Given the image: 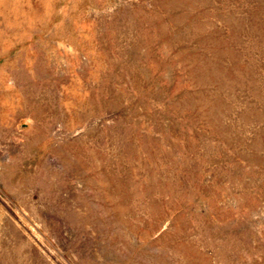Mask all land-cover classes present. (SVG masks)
I'll return each mask as SVG.
<instances>
[{"label":"rangeland","instance_id":"1","mask_svg":"<svg viewBox=\"0 0 264 264\" xmlns=\"http://www.w3.org/2000/svg\"><path fill=\"white\" fill-rule=\"evenodd\" d=\"M0 264H264V0H0Z\"/></svg>","mask_w":264,"mask_h":264}]
</instances>
